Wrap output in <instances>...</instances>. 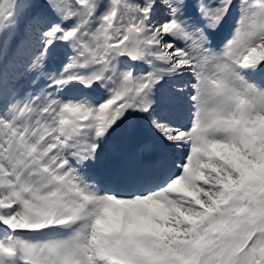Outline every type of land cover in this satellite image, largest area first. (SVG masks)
<instances>
[{
	"label": "snow or ice",
	"instance_id": "obj_1",
	"mask_svg": "<svg viewBox=\"0 0 264 264\" xmlns=\"http://www.w3.org/2000/svg\"><path fill=\"white\" fill-rule=\"evenodd\" d=\"M0 264H264V0H0Z\"/></svg>",
	"mask_w": 264,
	"mask_h": 264
}]
</instances>
